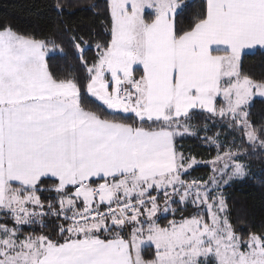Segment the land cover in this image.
<instances>
[{
    "label": "snow or ice",
    "instance_id": "6c2138e0",
    "mask_svg": "<svg viewBox=\"0 0 264 264\" xmlns=\"http://www.w3.org/2000/svg\"><path fill=\"white\" fill-rule=\"evenodd\" d=\"M106 13L91 61L71 38L79 70H52L55 39L0 26V264H264V227L237 230L225 195L264 158V77L242 69L264 50V0ZM201 131L208 161L181 150ZM200 164L209 178L190 179Z\"/></svg>",
    "mask_w": 264,
    "mask_h": 264
},
{
    "label": "trees",
    "instance_id": "16d2710c",
    "mask_svg": "<svg viewBox=\"0 0 264 264\" xmlns=\"http://www.w3.org/2000/svg\"><path fill=\"white\" fill-rule=\"evenodd\" d=\"M63 5L57 10V0H0V26H11L14 30L34 35L36 38L55 39L64 48V53L57 51L50 56V67L53 71H64L67 68L79 70V62L75 58L72 46V36L84 37L88 42L87 59L91 61L95 54V45L103 43L107 38V0H59ZM198 3L199 0H193ZM190 12H186L179 21L186 24ZM242 69L253 78L264 77V51L242 56ZM250 119L257 125L264 124V102L256 99L251 107ZM211 126V122H208ZM203 122L200 127L202 128ZM218 128H213L209 135H213ZM224 133H221L223 137ZM200 137H186L180 144L185 155H192L200 161L211 160L215 156V149L202 143L203 132ZM248 155L255 157L252 149L245 145ZM261 151L257 149L258 153ZM251 166V176L244 180H234L225 186L228 198L231 220L237 230L247 232L250 229L259 230L264 227V158H251L246 161ZM210 167L200 164L192 170L190 179L207 180ZM256 178H252V177Z\"/></svg>",
    "mask_w": 264,
    "mask_h": 264
},
{
    "label": "rangeland",
    "instance_id": "374dc122",
    "mask_svg": "<svg viewBox=\"0 0 264 264\" xmlns=\"http://www.w3.org/2000/svg\"><path fill=\"white\" fill-rule=\"evenodd\" d=\"M255 51H257V50L247 51L246 54L254 53ZM263 51H264V50H263ZM244 55H245V54H244ZM244 55H242V56H244ZM256 99H261V98L257 97Z\"/></svg>",
    "mask_w": 264,
    "mask_h": 264
}]
</instances>
